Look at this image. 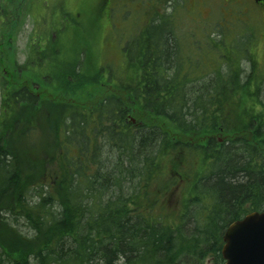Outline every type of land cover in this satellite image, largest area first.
I'll return each instance as SVG.
<instances>
[{
  "label": "trees",
  "instance_id": "1",
  "mask_svg": "<svg viewBox=\"0 0 264 264\" xmlns=\"http://www.w3.org/2000/svg\"><path fill=\"white\" fill-rule=\"evenodd\" d=\"M19 1L0 0V264H224L228 225L264 211L263 28H193L182 2L77 0L76 18L29 0L47 25L20 65ZM133 14L100 63L105 21Z\"/></svg>",
  "mask_w": 264,
  "mask_h": 264
},
{
  "label": "rangeland",
  "instance_id": "2",
  "mask_svg": "<svg viewBox=\"0 0 264 264\" xmlns=\"http://www.w3.org/2000/svg\"><path fill=\"white\" fill-rule=\"evenodd\" d=\"M76 1L77 0H66V3H68L69 8L74 11L76 9ZM115 2V1H114ZM170 2L173 5L175 4L176 7L181 9V2L185 4H187L189 6V8H194L193 4H190L191 0H162L161 4L163 5L162 8V13L166 14V9L165 6L166 4ZM139 3V1H138ZM201 4V11L199 15V6L200 3L196 2L197 6H195V9L192 12H189L190 14V18L192 21H196V23L189 21L192 25L193 28H200V25L202 23V19L206 20V23L203 25V27H207L212 25H217L219 22H223L222 24H224L225 26L229 27V29H231L233 32H243V30H248L249 26L250 29H252L251 27L257 29L258 33L260 32V30H263L262 33V38L260 41V45H259V55H260V60L262 62H264V15L260 14V19H250V20H245L246 17L244 14H242L240 12V10L238 9L237 5L232 4L226 0H202ZM228 3V4H226ZM23 4L22 6H20V11H19V7L15 10L16 14H17V21H18V26L16 28L15 31V41H14V45H13V50H12V55L14 54L16 57V61L18 64H24L27 60V56L30 52V50L28 49L29 47V40L30 38L34 35L33 32L36 30L37 32H41V26H45L47 25V23L44 20H41L43 22V24H40L39 26H36V23L33 19V17L31 15H27L25 16V14L23 13L24 8H26L27 4H29V0H20L19 1V5ZM35 7L38 9H42L43 7V3L42 0H38L35 1ZM131 1H127V0H123V7L122 9L119 10V12L123 15H126V17H128L129 15V11L131 7ZM143 6V5H142ZM124 10V12H123ZM139 10H143L142 7H139ZM77 11L76 10L74 12V15L76 18H79V15H77ZM239 11V12H238ZM40 13L37 10H34L33 14L36 13L37 14ZM180 12V18L184 19L185 17V13L183 10H179ZM145 13H151V12H147L145 10ZM41 14V13H40ZM48 15V14H47ZM119 15V14H118ZM134 15V14H133ZM114 16V15H113ZM121 16V15H119ZM200 16V17H199ZM132 18V17H130ZM130 18H123L124 20L123 23H121L120 19H116L114 17H110L109 19H112L110 21H105L104 24V36H105V40H104V45L102 46V44H100V49H101V53L99 55V59H100V63L105 64L107 62H111L112 64H118L121 60V49L118 46L119 41H121L122 39L125 38V36L123 35L125 33V31L119 32L118 36H114L115 30L117 27H120L122 25H127L130 27V29L134 32L138 31V29H140L141 27L139 26L138 21H136L137 16L134 15V23L131 22ZM81 29H86L87 26H89L88 24V19L86 17H82L81 18ZM194 24V25H193ZM189 24H187L186 26L188 27ZM52 26V25H51ZM183 24H182V28H183ZM226 27V28H227ZM127 28V27H125ZM209 28V27H208ZM131 33V31H129ZM133 32V33H134ZM89 31H85L82 30V37L80 38V41H82L83 44L87 43V41H92L93 42V37L92 36H88ZM86 35V36H85ZM37 38V36H36ZM35 38V39H36ZM93 46H94V42H93ZM104 48V50L102 49ZM19 72H21L22 74H19V76H23V77H31L29 74V70L27 71H21L19 69ZM3 90L2 87L0 86V112H1V107H2V99H3ZM19 228L26 234H32V230L31 228L26 225L23 221L19 224Z\"/></svg>",
  "mask_w": 264,
  "mask_h": 264
},
{
  "label": "water",
  "instance_id": "3",
  "mask_svg": "<svg viewBox=\"0 0 264 264\" xmlns=\"http://www.w3.org/2000/svg\"><path fill=\"white\" fill-rule=\"evenodd\" d=\"M224 264H264V211H253L224 232Z\"/></svg>",
  "mask_w": 264,
  "mask_h": 264
},
{
  "label": "flooded vegetation",
  "instance_id": "4",
  "mask_svg": "<svg viewBox=\"0 0 264 264\" xmlns=\"http://www.w3.org/2000/svg\"><path fill=\"white\" fill-rule=\"evenodd\" d=\"M58 1L61 2L62 0H58ZM151 1H153V0H151ZM226 1L237 5V7H239V9H240V12L242 14H244L246 19H248V20H250V19H259L260 18V14L264 15V0H226ZM143 2H144V5H145V4L149 3V0H144ZM161 2H162V0H156V3L159 6L160 12H162V8H163V7H161L162 6ZM196 2H197V0H191L190 4L196 5ZM198 2L200 4H203L202 0H198ZM174 5L172 3H170V2H168L166 4L167 13L174 12V10H175L174 7H173ZM61 7L63 8V5ZM194 9H195V7H194ZM50 12H51V9L46 6L45 7V12L43 13V15L45 17H47V14H49ZM78 14L80 16L81 15V11H79ZM199 15H201L200 12H199ZM201 20H202L201 25H204L206 23V20L202 19V18H201Z\"/></svg>",
  "mask_w": 264,
  "mask_h": 264
}]
</instances>
